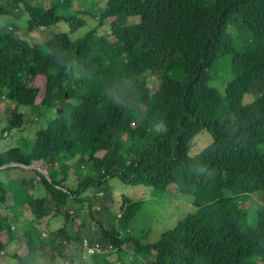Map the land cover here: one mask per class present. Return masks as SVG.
<instances>
[{"label": "trees", "instance_id": "16d2710c", "mask_svg": "<svg viewBox=\"0 0 264 264\" xmlns=\"http://www.w3.org/2000/svg\"><path fill=\"white\" fill-rule=\"evenodd\" d=\"M4 1L15 12L0 21V101L14 106L0 139L44 110L55 116L32 139L0 151V206L11 212L0 211V256L20 221L15 238L26 251L10 255L15 264H42L47 246L70 261H82L92 247V264H145L150 256L158 264H264V199L253 213L240 205L244 194L264 195V0H106L95 13L88 5L73 10L75 0ZM20 14L28 29L63 21L67 30L32 43L14 33ZM82 15L95 24L72 37ZM219 74L228 76L223 92L208 85ZM252 89L259 94L243 102ZM202 129L211 141L189 156L188 143ZM34 161L47 164L46 176L20 166ZM76 162L74 174H85L67 186ZM114 177L156 196L174 185L192 196L194 210L152 243L121 236L143 203L127 196L110 221L98 217L96 237L84 241L80 225L67 230L65 216L85 204L94 219L92 195L96 211L108 207L107 180ZM56 218L62 223L48 230ZM127 245L133 254L124 260Z\"/></svg>", "mask_w": 264, "mask_h": 264}, {"label": "rangeland", "instance_id": "374dc122", "mask_svg": "<svg viewBox=\"0 0 264 264\" xmlns=\"http://www.w3.org/2000/svg\"><path fill=\"white\" fill-rule=\"evenodd\" d=\"M106 0H75L73 2V10L76 8L84 7L85 5L91 6L90 10H93V13H95L96 10H99L100 8L104 7ZM5 1L0 0V21L2 20V17L9 16L11 17L14 12L6 11L5 7ZM82 18L84 19V23L82 26L76 29L73 36H77L82 34L88 27H91L95 24V20L93 17H90L88 15H82ZM41 19L47 21L48 19L46 16H41ZM136 18H128L127 21L131 22L135 20ZM109 20L112 21V18H109ZM14 33L20 37L26 38L32 43H40L46 39H48L52 33L60 32V31H66L67 26L66 23L63 21L58 22L55 25L50 26H40V27H34L32 29H28L25 17L24 15L20 14L18 18L14 19ZM118 27V24L116 22H113L112 29H115ZM225 79H228V76H220V74L216 77V79H213L208 82V85L216 87L219 91L223 92L224 90V84ZM148 84L151 86V90L156 86L155 79L149 78ZM44 91L46 89L42 86L39 90L38 96L36 98V101H38L41 96L43 95ZM259 92L256 89H252L251 92L245 94L243 96V102H246L250 99L255 98ZM14 106L13 101L3 98L0 101V121H1V127L5 124L6 116L8 115V112L11 107ZM22 112H28L29 107L20 106L19 108ZM55 116V111L53 109L44 110L41 117L37 119L36 121H32V119L27 120V124L25 125V128L21 132H15L12 131L9 135H6L5 138L0 139V151L14 146L21 137L32 139L35 129L39 125H43L45 121L49 118H52ZM211 141L210 134L205 130L202 129L199 133H197L188 143L187 153L189 156L195 155L197 152H199L205 145H207ZM264 147V146H263ZM98 156L102 155V152L97 153ZM82 162H76L71 165V173L67 179L66 184L67 186H74L77 182V179L81 178L82 175L85 174V171L78 172V174L75 171L81 166ZM32 166L36 168L42 175H44L42 172H46V163H42L41 161H34L32 163ZM63 171L66 170V165H63ZM24 169H29V167H24ZM17 170L11 171L12 174L15 173ZM25 171V170H24ZM11 174V173H10ZM11 174V175H12ZM23 176H30L33 173L26 171L22 172ZM45 176V175H44ZM78 177V178H77ZM35 180L38 182V178H35ZM0 181H5V173L3 171H0ZM107 183L110 186L109 193L106 195V202H108V196H110V203L108 207H105L102 209V211H96V209L99 207L97 197H94L92 195L93 203H92V215L94 216V219H91L89 215H87V207L86 204L83 205V208L77 213V215L74 214V212H68L66 217V226L67 230H71V228L74 225H80L81 232L83 233V240L86 241L89 238H94L99 234L100 227L98 224H96V220L99 216H104V220L110 221L112 219V216L114 213L118 210L120 206V201L122 196H127L132 200H143V203L141 207L137 210L135 216L132 218V220L129 223V229L126 230H120L121 236H132L133 238H136L140 243H152L159 239L160 235L172 228L178 220L182 219L187 213L192 212L194 210V207L192 205V196L188 194H180L175 190L174 185H168L164 192L156 196L152 193V188L149 186H143V185H130L125 184L121 181H119L116 177L110 178L107 180ZM43 189V187H41ZM98 197H101V195H97ZM105 196V195H104ZM264 199V195L261 191L252 192L249 194H244L240 198V205L246 208H249L250 213H253V208L255 207L256 202H262ZM5 210L6 214L11 217V212L7 209L2 208L0 206V211ZM28 213V209L26 206L20 207L19 214L20 217H25ZM62 219L56 218L52 220L51 224L48 226V230H51L55 224H61ZM20 221H16V223L13 225L15 226L12 232L14 238L11 241H7V245L5 247V254L4 257L7 264H15L16 260L13 259L10 255L15 251L17 253L24 254L26 251V247L22 240H18L15 238L16 235L19 234V229L16 228V226H19ZM9 239V238H8ZM109 245L106 244L105 250L109 249ZM70 250L68 248H65V253L69 254ZM122 258L124 260L130 259L133 251L132 246L127 245L124 246L121 250ZM84 254V253H83ZM40 260L42 264H50L49 260L54 259L57 260L56 264H92L91 260L89 258V255L87 252H85L84 256L82 257V261H77L76 259H73L70 261L69 259L65 260L62 258V256L57 255L56 250L54 247H46L39 253ZM55 255V256H53ZM57 255V256H56ZM115 255H111V259L114 258ZM89 258V259H88ZM134 264H138V260H133ZM262 258H257L256 263L261 264ZM132 263V264H133ZM145 264H158L152 256L148 257Z\"/></svg>", "mask_w": 264, "mask_h": 264}, {"label": "built area", "instance_id": "2783aa9c", "mask_svg": "<svg viewBox=\"0 0 264 264\" xmlns=\"http://www.w3.org/2000/svg\"><path fill=\"white\" fill-rule=\"evenodd\" d=\"M84 245L86 246V242H84ZM93 248L92 247H87L86 246V252L89 253V252H92Z\"/></svg>", "mask_w": 264, "mask_h": 264}, {"label": "water", "instance_id": "95a60500", "mask_svg": "<svg viewBox=\"0 0 264 264\" xmlns=\"http://www.w3.org/2000/svg\"><path fill=\"white\" fill-rule=\"evenodd\" d=\"M58 112H60V109H58ZM20 166H24V167H29V168H33V166L32 165H28V166H25V165H22V164H20ZM45 176H46V173L45 172H42Z\"/></svg>", "mask_w": 264, "mask_h": 264}, {"label": "crops", "instance_id": "0c3cea01", "mask_svg": "<svg viewBox=\"0 0 264 264\" xmlns=\"http://www.w3.org/2000/svg\"><path fill=\"white\" fill-rule=\"evenodd\" d=\"M18 254H22V253L19 252ZM0 264H7L5 258H4L3 260L0 261ZM8 264H9V263H8Z\"/></svg>", "mask_w": 264, "mask_h": 264}]
</instances>
